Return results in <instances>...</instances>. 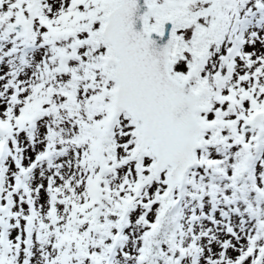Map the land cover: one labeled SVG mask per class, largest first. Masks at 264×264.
<instances>
[{
	"label": "snow or ice",
	"instance_id": "snow-or-ice-1",
	"mask_svg": "<svg viewBox=\"0 0 264 264\" xmlns=\"http://www.w3.org/2000/svg\"><path fill=\"white\" fill-rule=\"evenodd\" d=\"M0 264H264V0H0Z\"/></svg>",
	"mask_w": 264,
	"mask_h": 264
}]
</instances>
